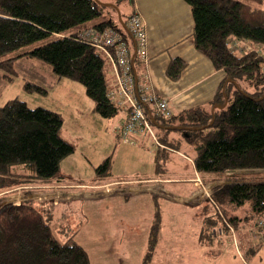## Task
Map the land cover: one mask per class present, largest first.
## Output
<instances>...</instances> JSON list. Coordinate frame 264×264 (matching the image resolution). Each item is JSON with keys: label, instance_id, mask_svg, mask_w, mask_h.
I'll list each match as a JSON object with an SVG mask.
<instances>
[{"label": "trees", "instance_id": "16d2710c", "mask_svg": "<svg viewBox=\"0 0 264 264\" xmlns=\"http://www.w3.org/2000/svg\"><path fill=\"white\" fill-rule=\"evenodd\" d=\"M183 1L191 11L195 49L222 70L224 78L209 108H190L170 118L145 109L153 128L179 135L177 139L157 135L159 142L170 150L187 145L197 172H233L212 192L213 204L203 206L211 240L223 220L237 228L243 219L264 220V180L244 179L264 170V0ZM107 9L115 12L94 0H0V86L21 73L16 62L36 59L50 67L55 81L67 78L81 84L94 112L113 119L119 109L108 97L109 62L79 36L86 30L113 29L132 56L134 40L126 24L130 15L123 18L119 12L123 27L118 18L101 20ZM133 61L137 72L136 55ZM184 66L182 59L174 58L166 68L167 77L177 79ZM30 70L23 73V89L46 94L38 83L43 78ZM62 121L59 113L30 108L17 98L0 106V192L61 181L60 161L74 151L72 142L61 135ZM161 149L155 153L157 164L168 157V150ZM109 162L106 159L98 169ZM245 206L242 218L236 211ZM61 207L31 200L0 207V264H90L87 252L70 234L72 229L58 223ZM211 207L213 212L207 213ZM255 222L251 231L259 233ZM156 242L153 226L142 264H148ZM254 247L249 244L247 253L255 252ZM234 248L238 250V244Z\"/></svg>", "mask_w": 264, "mask_h": 264}, {"label": "rangeland", "instance_id": "374dc122", "mask_svg": "<svg viewBox=\"0 0 264 264\" xmlns=\"http://www.w3.org/2000/svg\"><path fill=\"white\" fill-rule=\"evenodd\" d=\"M100 1L111 4L115 0ZM124 15L122 13V16ZM116 17V12L107 9L101 20L109 18L117 21ZM15 65L22 71L11 81L0 86V106L10 99L17 98L30 108L41 107L61 115V134L72 142L74 151L60 163L62 172L69 171L68 175L74 183L87 184L95 178L112 182L122 181L100 187L107 195L101 200L71 201L72 205L61 207L63 215L57 212L58 223L72 229L70 234L73 233L75 242L87 252L90 264H142L143 257L149 250L148 241L153 226H157V242L153 246L148 264H264V238L251 231L250 227L254 225L255 218L243 219L244 223L239 222L238 228L234 225L227 226L223 222L221 227L212 232L216 238H207L203 206L207 202L213 204L212 192L226 184L225 178L233 172L226 171L221 176L215 174L219 178L208 180L213 183L208 185L203 182L201 176L211 173L196 171L195 175L193 163L179 154H172L167 162L161 160L157 164L155 153L161 148L149 136L143 137V142L139 140V144H127L119 140L111 133L112 120L104 119L94 112V103L87 97L81 84L67 78L55 81L50 67L36 59H24ZM28 69L41 75L43 80L38 83L46 90V94L27 92L23 89V73H27ZM31 80L38 81L34 77ZM154 130L159 138L166 135L179 136L175 131L155 127ZM142 144L144 148L141 147ZM106 159L110 161L109 165L105 169H98ZM173 164L175 167H172ZM162 169H167L166 177H188L192 178L191 182L162 183L163 188L149 182L143 184V192H140L141 189L137 187L142 183L134 179L159 174L162 176ZM253 176L264 180V170L258 171V175H245L244 179H252ZM219 182L223 184L217 185ZM192 184L199 187L195 198L185 201L179 199L181 195L190 193ZM126 186L136 187L128 190L133 193L131 196L114 195ZM36 188L38 189L21 186L0 192V207L18 204L22 201L20 199L27 195L26 192ZM157 188H160L163 197L154 196V193L156 195V192H159ZM82 190L84 189L80 191ZM73 193L64 195L57 187L49 193L51 196H37L33 201L37 204L60 205L76 198L77 195H71ZM78 195L76 200L83 198V192ZM169 195L176 197H168ZM246 207L237 210L236 214L240 217L247 214ZM217 211L222 217L221 210ZM212 212L211 207L207 213ZM59 238H62L61 235ZM237 244L238 250L234 248ZM249 244L255 246V252L252 254L245 250Z\"/></svg>", "mask_w": 264, "mask_h": 264}, {"label": "crops", "instance_id": "0c3cea01", "mask_svg": "<svg viewBox=\"0 0 264 264\" xmlns=\"http://www.w3.org/2000/svg\"><path fill=\"white\" fill-rule=\"evenodd\" d=\"M111 4L117 6L119 12L121 14H125V18H127L132 13L137 12L144 24L146 32V44L144 46L143 53L145 60L142 61L140 60V58L136 57L138 67V71L136 72L135 70L136 82L142 83L144 81V78H146V83L149 86L150 92L165 99L173 115L198 106L209 108L211 101L219 90V86L221 85V82L224 78V72L222 70L215 69L209 59H207L195 49L191 36L193 30V20L189 6L183 0H115ZM130 40L132 39L130 38ZM132 51H134V49H132ZM174 58L182 59L185 62V66L181 71L179 77L175 80H171L166 75V68L170 61ZM106 71L108 72L106 73L107 78L111 83V81L113 80V75L109 65H107ZM125 117V112L119 110L118 114L113 119H111V133L113 135L117 136V132L120 126L123 124ZM168 138L177 139L179 138V136L173 135L168 136ZM144 139L145 138L141 139V141ZM141 147L144 148L145 146L142 144ZM168 151L169 153L167 154L169 156L165 154V157L168 156L166 162L171 158L172 154H179L180 156L187 158L192 164V152L184 143L181 145V149H169ZM163 153L164 152H161V155ZM172 162H174V160ZM172 167H175V164H173ZM192 168L196 175L197 172L193 164ZM162 170V176L161 174H159L149 177H138L134 179L136 182L142 183L140 187H137L141 189L140 192H143V184L149 182H154L155 186H159L161 188H163V186H161L162 183H175L182 181L191 182L192 178L188 177H166L167 169ZM68 172L69 171L62 172L60 163L59 176L61 178V181L37 186L38 189L36 188L34 190L26 192L27 195L25 194V197H22V199L20 200L33 201L34 197L37 196H51V194L49 193L54 191V189H57V187L58 191H62L64 195H67L68 193L70 194V192H74L71 195L79 196V192H83L82 199L76 200L78 199V197L76 196V198H73V200L70 199L68 201L69 203L60 204L62 207H67L72 205L71 201L77 202L101 200L107 195L104 194L105 192L101 190L100 187L112 183H122V181H104L101 178H95L90 181L91 183L87 184L78 182L74 183V180L70 175H68ZM219 175L221 176V174ZM201 178L203 179L204 183H208V185H211L213 183L208 182V180H216L219 177H216L215 174H211L207 176H201ZM219 183L216 184H223L221 182ZM192 185L193 189L190 191V193L188 195H181L179 199H183L185 201L191 198H195L196 194H198L199 187L195 184ZM132 188L136 187L131 186L130 188L126 186L119 190L120 193L114 195L131 196V194L133 193L128 192V190L131 191ZM81 189L84 190L80 191ZM159 189L160 188H157L158 191ZM162 194L163 193H160L159 191L156 192V195L154 193V196L163 197ZM171 196L173 195H169L168 197ZM33 202L37 204L36 201ZM39 205L48 206L56 204L45 203ZM195 206L197 207L198 205L196 204ZM243 217L244 216H242V218ZM242 223L244 222L242 221Z\"/></svg>", "mask_w": 264, "mask_h": 264}, {"label": "built area", "instance_id": "2783aa9c", "mask_svg": "<svg viewBox=\"0 0 264 264\" xmlns=\"http://www.w3.org/2000/svg\"><path fill=\"white\" fill-rule=\"evenodd\" d=\"M126 24L135 43V55L144 61L143 50L146 44V32L140 15L137 12L132 13L127 18ZM79 36L100 50L109 62L113 80L109 85L108 97L119 110L126 114L125 120L117 132L119 140L127 144H136L143 137L149 136L159 148L167 149L159 142L145 107L149 112L151 110L164 118H170L173 114L165 99L150 92L146 78L142 83L136 82L127 43L122 41L120 33L113 29H105L100 32L86 30ZM223 222L225 225H229L224 220ZM255 223V226L260 229L259 234L264 236V220L259 219Z\"/></svg>", "mask_w": 264, "mask_h": 264}, {"label": "water", "instance_id": "95a60500", "mask_svg": "<svg viewBox=\"0 0 264 264\" xmlns=\"http://www.w3.org/2000/svg\"><path fill=\"white\" fill-rule=\"evenodd\" d=\"M94 1H96L97 3H99V4L102 5V6H105V7L109 6V7L113 8V9L115 10L116 14H117V18H118V20H120V21H119L120 24H121L123 27H125L124 24L121 22L120 13H119V10H118L117 6H115L114 4H105V3H103V2H100L99 0H94ZM131 39H132V38H131ZM132 41H133V39H132ZM133 45L135 46L134 41H133ZM135 54H136V50H135V47H134V51H133L132 56H131V64H132V69H133L134 76H135V69H134V66H133V62H134L133 59H134Z\"/></svg>", "mask_w": 264, "mask_h": 264}, {"label": "bare ground", "instance_id": "6f19581e", "mask_svg": "<svg viewBox=\"0 0 264 264\" xmlns=\"http://www.w3.org/2000/svg\"><path fill=\"white\" fill-rule=\"evenodd\" d=\"M125 38H127V37H125ZM255 44V43H254ZM258 48V47H257ZM105 60V59H104Z\"/></svg>", "mask_w": 264, "mask_h": 264}]
</instances>
